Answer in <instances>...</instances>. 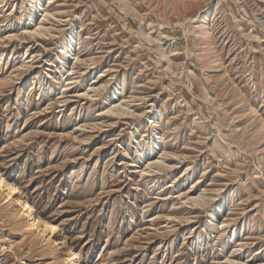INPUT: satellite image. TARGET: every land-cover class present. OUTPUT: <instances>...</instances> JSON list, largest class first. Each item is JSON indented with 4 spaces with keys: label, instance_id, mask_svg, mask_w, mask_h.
I'll return each mask as SVG.
<instances>
[{
    "label": "rangeland",
    "instance_id": "374dc122",
    "mask_svg": "<svg viewBox=\"0 0 264 264\" xmlns=\"http://www.w3.org/2000/svg\"><path fill=\"white\" fill-rule=\"evenodd\" d=\"M27 1L0 177L41 227L0 191V264H264V0Z\"/></svg>",
    "mask_w": 264,
    "mask_h": 264
},
{
    "label": "bare ground",
    "instance_id": "6f19581e",
    "mask_svg": "<svg viewBox=\"0 0 264 264\" xmlns=\"http://www.w3.org/2000/svg\"><path fill=\"white\" fill-rule=\"evenodd\" d=\"M27 3H28V5H27L28 7L38 8L35 4V0H28ZM37 11L41 13V11H39V10H37ZM61 48L63 50L60 52L62 55L63 52L66 53V50H67L66 43L63 46H61ZM255 122H257V121H255ZM3 190H5L7 192V200L8 201H14L15 196H18V207H17L18 211L23 215V219L28 220V222L30 223L29 227L32 229L40 228L41 227L40 218H38L35 215V213H34L35 210H33V208H32L31 201L21 193V190L17 186L13 185L12 183H5L3 178L0 177V191H3ZM223 224H224V222H223ZM44 229L50 230L52 232V234H54L57 231V227L53 224H46L44 226ZM63 243L65 245H67V239H64Z\"/></svg>",
    "mask_w": 264,
    "mask_h": 264
}]
</instances>
